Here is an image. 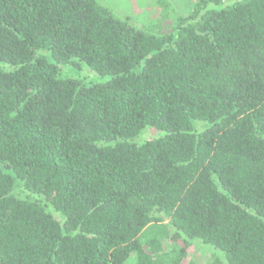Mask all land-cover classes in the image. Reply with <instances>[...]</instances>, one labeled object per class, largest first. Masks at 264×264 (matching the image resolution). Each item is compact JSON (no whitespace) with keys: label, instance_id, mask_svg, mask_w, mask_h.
Here are the masks:
<instances>
[{"label":"trees","instance_id":"16d2710c","mask_svg":"<svg viewBox=\"0 0 264 264\" xmlns=\"http://www.w3.org/2000/svg\"><path fill=\"white\" fill-rule=\"evenodd\" d=\"M192 1L0 0V264H264V0Z\"/></svg>","mask_w":264,"mask_h":264},{"label":"rangeland","instance_id":"374dc122","mask_svg":"<svg viewBox=\"0 0 264 264\" xmlns=\"http://www.w3.org/2000/svg\"><path fill=\"white\" fill-rule=\"evenodd\" d=\"M97 1H99L100 4L102 3L108 7L117 15L121 17H129L135 25L139 27H145L150 31H156L155 25L159 20H161L160 26L163 29L170 30L176 17L178 15L186 16L190 13L193 7L192 0H167L174 9V14L170 13L169 19L163 20L161 10L157 4L158 0ZM59 74L62 78H77L83 80L86 84L100 80L93 72H91L88 67L83 64L79 65L78 67H60ZM160 136H162V133L150 128H146L140 133L136 139V142L142 143L148 140L156 139ZM53 216L61 221V217L59 215L53 214ZM187 255L188 260L195 264H225L223 257L219 252L199 241H190Z\"/></svg>","mask_w":264,"mask_h":264}]
</instances>
